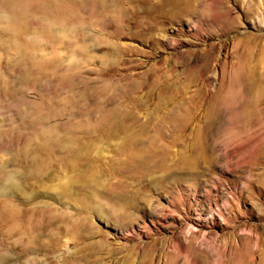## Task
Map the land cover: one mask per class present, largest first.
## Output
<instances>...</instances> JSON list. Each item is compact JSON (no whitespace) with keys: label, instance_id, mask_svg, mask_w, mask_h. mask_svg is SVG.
Wrapping results in <instances>:
<instances>
[{"label":"rangeland","instance_id":"374dc122","mask_svg":"<svg viewBox=\"0 0 264 264\" xmlns=\"http://www.w3.org/2000/svg\"><path fill=\"white\" fill-rule=\"evenodd\" d=\"M92 98L124 120L31 177L37 118ZM0 133V264H264V0H0ZM39 213L35 255L12 225Z\"/></svg>","mask_w":264,"mask_h":264},{"label":"bare ground","instance_id":"6f19581e","mask_svg":"<svg viewBox=\"0 0 264 264\" xmlns=\"http://www.w3.org/2000/svg\"><path fill=\"white\" fill-rule=\"evenodd\" d=\"M18 7L20 8L21 6ZM64 18L62 19L60 17L57 20L54 18L55 20L53 19V21H56V25L61 27V25L65 22ZM92 99L81 100L84 103L79 104V108H77L78 106L74 104V108L77 109L78 112H75L71 117L66 119V126L64 128H45L43 124L46 119L43 117L37 118L34 123V127L36 129L32 133L31 137L25 140V145L22 147V151L18 155L20 165H25L29 172L31 170V177L37 178L42 177L43 175L45 176V174L50 170L54 171L58 167L64 168L67 166V162L70 165H74L75 160H73V154L76 150L80 149L81 145L85 144V141L92 139L94 136H96L95 138H98L99 136L106 135L109 131H113V127L121 120H124V113L112 110L111 104L108 100L103 101L95 100L94 98ZM1 140L0 133V143L2 142ZM10 162L13 163V159L11 157L9 158L8 154H0V191L21 193L22 189L18 184L17 178L19 177L18 174L22 168L20 167L16 170L19 165L18 164L13 166L14 169L12 171H8ZM96 177L97 176L93 172H89L87 181L95 183L98 180ZM63 183V181H60V183L50 187L45 186V189H49L51 193H55L56 197H58L59 191L63 190ZM64 187L65 186H63V188ZM48 195L50 196V194ZM52 197L55 196L53 195ZM47 204H44L45 208H47ZM3 211L4 213L3 216L0 217L1 219H9V221L13 222L18 220V214L11 210V207L8 208L3 206ZM44 218V214L39 213V215L34 216L32 220L27 221V226L24 229H20L18 227V223H14L12 225V230L17 232V235L21 237L22 248L24 251L26 250L25 252L28 251V253H35L36 255V253L40 251L41 246L39 244L34 245V239L31 238L32 231L40 232V230H42L47 232L46 236H48L49 241L48 243L42 245L47 247L50 252H52L55 246H58V243H60V230H49L48 227L52 224L44 223ZM2 259L4 260L5 257L2 256Z\"/></svg>","mask_w":264,"mask_h":264}]
</instances>
